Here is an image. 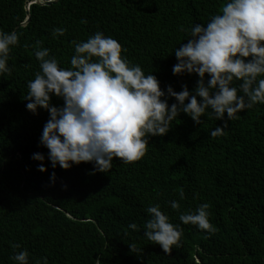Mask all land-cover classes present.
Wrapping results in <instances>:
<instances>
[{"label":"trees","instance_id":"16d2710c","mask_svg":"<svg viewBox=\"0 0 264 264\" xmlns=\"http://www.w3.org/2000/svg\"><path fill=\"white\" fill-rule=\"evenodd\" d=\"M49 1L0 0V30L19 36L9 54L11 75L0 76V264H15L12 257L21 251L29 253L30 264L42 259L48 264H96L97 259L101 264H264V105L239 113L238 120L206 115L201 124L181 113L166 136L149 138L141 161L123 164L114 158L106 174L90 163L53 169L40 145L49 113L40 109L34 115L26 108L27 84L40 71L37 42L67 69L75 55L73 41L86 42L97 32L117 40L126 49L122 56L156 76L161 90L171 86L179 93L187 86L194 93L199 77L174 75V52L187 43L194 25H206L227 0L42 5ZM55 28H64L65 35L54 38ZM51 102L63 107L60 98ZM225 123L224 136H210ZM34 153L45 156L44 173ZM172 201L180 203L178 211ZM204 203L210 204L209 220L217 229L211 235L179 219ZM156 204L183 230L180 246L170 254L144 237L146 209ZM130 223L140 230L128 228Z\"/></svg>","mask_w":264,"mask_h":264},{"label":"clouds","instance_id":"9594fccd","mask_svg":"<svg viewBox=\"0 0 264 264\" xmlns=\"http://www.w3.org/2000/svg\"><path fill=\"white\" fill-rule=\"evenodd\" d=\"M65 31L55 28L52 35L64 36ZM18 41V33L0 30V76L11 75L9 54ZM73 46L71 67L65 69L37 42L34 54L40 71L27 84V110L34 115L40 109L49 113L40 145L48 150L53 169L90 163L95 172L106 174L114 158L123 164L141 161L149 138L166 136L181 113L201 124L206 115L224 121L227 114L229 121L238 120L239 113L264 105V0H227L206 25L190 29L187 43L174 52L177 63L172 71L176 76L197 75L194 93L187 86L179 93L171 86L166 92L161 90L156 76L131 64L122 56L126 49L103 33H95L86 42L73 41ZM53 96L63 100V107L52 105ZM169 98L176 103L169 106ZM227 127V123L216 127L210 136H224ZM32 159L40 162L38 171L44 173L45 156L34 153ZM55 178L53 172L51 180ZM179 194L183 200V190ZM170 207L178 211L181 205L172 201ZM209 208L210 204H201L194 212L181 213L179 219L214 234L217 229L210 223ZM146 212L144 237L170 254L174 246H180L183 230L171 223L159 204L147 207ZM128 228L140 230L136 223ZM12 259L15 264H30L27 251ZM96 264H101L99 259Z\"/></svg>","mask_w":264,"mask_h":264},{"label":"water","instance_id":"95a60500","mask_svg":"<svg viewBox=\"0 0 264 264\" xmlns=\"http://www.w3.org/2000/svg\"><path fill=\"white\" fill-rule=\"evenodd\" d=\"M56 1H57V0H51V1H49V2H44L42 5H50V4H54V3H56ZM28 4H29V3H27V5H26V9H27ZM27 10H28V9H27ZM27 22H28V20H27Z\"/></svg>","mask_w":264,"mask_h":264}]
</instances>
